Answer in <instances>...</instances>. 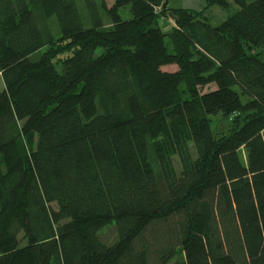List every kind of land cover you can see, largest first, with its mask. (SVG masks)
<instances>
[{
    "label": "trees",
    "instance_id": "16d2710c",
    "mask_svg": "<svg viewBox=\"0 0 264 264\" xmlns=\"http://www.w3.org/2000/svg\"><path fill=\"white\" fill-rule=\"evenodd\" d=\"M204 1L0 0V264H264V0Z\"/></svg>",
    "mask_w": 264,
    "mask_h": 264
},
{
    "label": "rangeland",
    "instance_id": "374dc122",
    "mask_svg": "<svg viewBox=\"0 0 264 264\" xmlns=\"http://www.w3.org/2000/svg\"><path fill=\"white\" fill-rule=\"evenodd\" d=\"M107 3L109 7H111L114 4V0H107ZM81 5V3H80ZM169 7L172 9H190L193 11H199V12H204L207 8L206 2L204 0H169ZM240 9L238 6L232 3L231 7L229 10H223L220 7H212L209 8L205 11V15L207 18L210 19V23L213 26H220L222 23H224L229 17L235 15L237 12H239ZM120 15L123 17L125 20H130L132 19L131 15V7H126L120 10ZM166 26L163 27V30L165 32H171V28L173 26V20L167 21ZM49 30L54 34L56 40H60V36L57 32L56 25L54 21H50L47 24ZM168 46H170V42L167 39ZM65 46L66 43L59 41L58 43L55 44V49L59 50L60 47ZM171 49V47H170ZM54 50V49H53ZM258 52L262 54V58L264 60V48L260 49ZM68 55L66 54H60L57 59L55 60V64L60 67L61 60L66 58ZM164 71L166 72H174L177 71L176 66H169V67H164ZM216 85H211L210 87H207L203 90V92H208V91H213L216 90ZM4 89V82L2 80V77L0 76V91ZM211 120V126L214 134L216 135L217 138H222L225 135H229L230 130H231V123L230 120L224 118L221 114L218 116H212L210 117ZM28 140V139H27ZM30 144L35 145L36 140L31 139L29 141ZM29 145V146H31ZM243 159H245V155L242 154ZM100 237L103 240L104 243L108 245L114 244L117 239H118V233L115 224H111L104 228L100 232ZM181 257V254L179 255L178 258Z\"/></svg>",
    "mask_w": 264,
    "mask_h": 264
},
{
    "label": "water",
    "instance_id": "95a60500",
    "mask_svg": "<svg viewBox=\"0 0 264 264\" xmlns=\"http://www.w3.org/2000/svg\"><path fill=\"white\" fill-rule=\"evenodd\" d=\"M168 7H169V0H166V2H165V4H164L163 8H164L165 10H167ZM169 15H170V17L172 18L173 21H176V18L174 17V15H173L172 12H170Z\"/></svg>",
    "mask_w": 264,
    "mask_h": 264
},
{
    "label": "crops",
    "instance_id": "0c3cea01",
    "mask_svg": "<svg viewBox=\"0 0 264 264\" xmlns=\"http://www.w3.org/2000/svg\"><path fill=\"white\" fill-rule=\"evenodd\" d=\"M190 10V9H189ZM197 12H199V11H197ZM202 12V11H201Z\"/></svg>",
    "mask_w": 264,
    "mask_h": 264
}]
</instances>
